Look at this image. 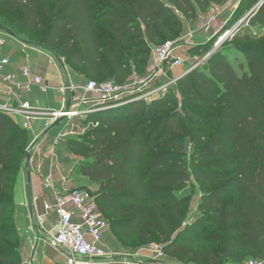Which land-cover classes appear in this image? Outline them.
I'll list each match as a JSON object with an SVG mask.
<instances>
[{
    "label": "trees",
    "instance_id": "16d2710c",
    "mask_svg": "<svg viewBox=\"0 0 264 264\" xmlns=\"http://www.w3.org/2000/svg\"><path fill=\"white\" fill-rule=\"evenodd\" d=\"M108 2L113 8L98 12L94 0H0V11L14 21L0 27L56 50L58 59L80 76L103 82L101 78L122 73V68L116 51H108V44L97 35L98 23L105 21L103 26L119 45L150 52L152 46L174 41L181 17L189 20L196 11L206 12L224 0ZM260 2L243 0L241 17ZM244 25L253 33L239 31L233 41H264V3ZM44 31L42 42H37L36 35ZM232 40L210 57L206 68H195L177 81L184 98L210 112L201 123L204 130L191 137L190 168L176 156L158 154L160 149L152 146L140 122L131 115L117 116L113 112L118 108L92 115L90 120L99 126L78 144L74 138L67 140L73 153L95 155V161L81 165L79 173L102 187L96 195L98 206L121 238L160 240L168 257L182 263L264 261V42L240 48L245 62L235 67L230 61ZM202 47H192L191 53L205 51ZM27 141L28 131L0 111V244L11 240L19 244L0 249V264H18L22 257L13 212ZM177 148L179 154L185 151V145ZM192 178L204 191L202 216L182 229L186 202L174 191Z\"/></svg>",
    "mask_w": 264,
    "mask_h": 264
},
{
    "label": "rangeland",
    "instance_id": "374dc122",
    "mask_svg": "<svg viewBox=\"0 0 264 264\" xmlns=\"http://www.w3.org/2000/svg\"><path fill=\"white\" fill-rule=\"evenodd\" d=\"M94 3L96 5V8L98 9V12H102V9L104 8H113L108 0H94ZM241 4H230L228 0H224L223 4L212 6L206 12H201L199 10L196 11L192 18L189 20L181 17V26L178 31L174 33L175 36L171 40L177 42L182 41L190 33H195L194 42H196V44L194 48H196L197 46H204L202 48H205V51L193 55V53H191L192 49L184 48V67L175 69L174 71H169L167 73V76H162L160 80L153 83L154 85L151 84L153 86L146 93H144L146 94L145 96L136 98L130 103L125 104L124 106L126 107H124L123 109H120V107L118 109L114 108L117 111L113 113H117V116H119L120 114L125 116L131 115L134 117L136 122H140L144 134L150 136V138L152 139V146L158 147L160 149L158 151V154L165 155L168 159H170L172 156H176L183 162H186L189 168L191 164V155L194 148L192 145L191 137L192 135L194 136V134H196L197 132L204 130L205 125H201V123L203 122L204 116H208L210 112L207 109L199 108L198 105L192 104L188 98H184L182 96L181 92L178 89L177 81L174 79L176 76L175 73L179 70L187 73L193 67L202 69L206 68V64L210 57L222 48V45L225 41L232 40L235 35L239 33V31H249L250 33H253L250 27L244 25L245 22L241 23L247 16V14H245L243 17H241V14L243 12L242 9L240 11ZM126 12L129 11L126 10ZM4 14V12L0 11V18L4 16ZM104 22L105 21H102L96 25L97 35L100 36L103 41L106 42V44H108V51H116L115 56H117L120 60L122 73H111V75L105 76L101 79L108 82H121L126 85H133L134 83L142 85L143 81H145L151 74V70L154 64L152 50L155 46H152L150 52H148L144 48L140 49L135 45L121 46L113 40L111 32H109L103 26ZM212 23H215V25L211 28ZM0 24L11 26V24H14V21L11 19V15L6 14L3 19H0ZM205 28H208L209 35L204 34V36L202 37L201 35L203 33V29ZM45 33L46 31L37 34L35 40L41 43L45 36ZM223 36L224 40L219 43L220 38ZM263 42L264 41L260 40L256 43L249 44L242 41L235 42L232 40L229 46L231 48V63L235 67H238L239 63L245 62V56L241 52L240 48L253 45H261ZM233 46L236 47L234 48ZM48 52L49 55L53 58L55 67L58 69V72L63 75L66 85L69 86L73 83H77L78 80L73 81L67 78V68H65L62 62L58 59L59 56L57 51L53 49L51 51L48 50ZM191 56H195V58H191ZM105 58L106 60L108 59L107 54H105ZM90 79L91 78L83 77L82 83H86ZM163 84H165L163 90L152 95H147L152 91L157 90V88H159ZM40 94L41 95L39 96V98L44 108L52 107L51 105H55L56 109L61 110V101L64 98V94L60 91V89H56L55 91L54 89H50L46 93L41 91ZM128 105H132L134 107L132 109H129L130 107H128ZM111 110L113 111V109ZM39 121L40 122H37V126H40L41 124L44 125V122H41V120ZM34 128H37L36 125ZM62 128V125L61 127H55L53 129V136L56 135L57 132H59ZM73 138L74 139L72 140L74 144H78L82 139V137ZM176 143L178 145H185V151L183 153L179 154L177 148L178 145H176ZM63 145L67 147L68 152L66 151V156L63 155L61 162L65 165V176L69 178V181L72 183V187L88 189L92 191L94 195H99L102 191V187L100 186V184L90 182L87 177L79 173V168L81 165L92 163L95 161V155H78L73 153V151L69 148L68 142L64 143ZM59 147H61V145ZM59 147L56 148L58 152L60 151ZM59 178L60 177L58 176L56 179L59 180ZM201 186L202 184L198 180L192 178L189 184L184 186L182 189L174 191L178 199L185 200L186 202V205L182 210L185 215L186 222L182 229L187 226H192L202 216L200 205L202 196L204 195V191L201 189ZM216 186L217 185H214L210 187V189H213ZM107 221L110 228L105 238L106 244L111 251L134 254L146 248L149 244L152 243L165 245L157 239H154L148 243L141 239L125 241L121 238L120 233L112 228L111 223L108 219ZM51 243L49 245L50 247H48L47 249L49 255L54 256L56 252L54 251ZM18 246L19 244L16 240H11L5 241L0 244V249L9 250L15 249ZM168 262L169 264H195L193 262L182 263L181 261L172 259L170 257H168ZM18 264H26L25 258L20 257Z\"/></svg>",
    "mask_w": 264,
    "mask_h": 264
},
{
    "label": "built area",
    "instance_id": "2783aa9c",
    "mask_svg": "<svg viewBox=\"0 0 264 264\" xmlns=\"http://www.w3.org/2000/svg\"><path fill=\"white\" fill-rule=\"evenodd\" d=\"M230 4L240 5L243 0H228ZM195 33H190L182 41H168L152 50L154 59L153 68L149 77L142 85L120 84L116 82L89 80L84 84L65 86L64 92L70 91L71 99H64L61 110L42 111L26 107H15L10 104L0 105V111L19 122L25 130L34 133V125L39 120L44 122V130L49 131L56 124L63 125L62 131L54 139L50 146V171L46 177H42L45 190L49 191L53 199L43 202V211L36 217L34 224L28 227V232L44 233L46 225L53 216L54 233L52 246L62 252L66 258V264H169L166 246L158 243L149 244L146 248L134 253L126 254L111 251L106 244V234L109 231V223L101 212L97 196L88 189H80L69 185L66 172L59 168L56 157V148L73 137H83L90 130L99 126V123L91 121L92 115L119 108L130 103L136 98L145 96L153 83L167 76L169 71L185 66V61L178 56L180 49L195 47ZM224 40L220 38L219 43ZM5 45V40H0V51ZM50 63L55 64L52 57ZM11 61L0 55V84L8 87L10 92L23 91L31 93L38 87L42 92H48L51 87L42 77L37 76L29 67H22L20 72L25 82H17L13 75H4ZM66 68V66H65ZM197 67H193L190 73ZM185 76V75H184ZM182 77L175 79L180 80ZM153 84V85H151ZM165 84L152 91V95L163 90ZM37 139V136L35 137ZM41 174V173H40ZM59 176V180L56 179ZM40 197L35 196L33 201L40 202ZM36 243L42 242L40 237ZM37 250V248L35 249ZM32 261L34 259L32 258ZM244 264H264L261 260H249Z\"/></svg>",
    "mask_w": 264,
    "mask_h": 264
},
{
    "label": "crops",
    "instance_id": "0c3cea01",
    "mask_svg": "<svg viewBox=\"0 0 264 264\" xmlns=\"http://www.w3.org/2000/svg\"><path fill=\"white\" fill-rule=\"evenodd\" d=\"M214 25L215 23H212L211 28ZM208 32V28L203 29L201 36L203 37L204 34L209 35ZM13 34L14 35L0 30V40H5V45L1 49L0 55L4 58H8L11 61V64L6 68L4 75H13L17 82H25L20 69L25 66L29 67L35 75L42 77L46 82H48L51 89H54V91L56 89H60V91L64 94V98L61 101L62 108L63 100L71 99L73 94L70 91L64 92L61 90V88L68 85H66L63 75L58 72L55 64L50 63L49 57L51 56L49 55L48 50L42 46L36 45L29 40L19 37L18 33ZM194 43L196 44V42ZM177 54L181 59H183V49H180ZM191 58H195V56H191ZM62 64L67 68V78L73 81L78 80L77 83H73L74 85L84 84L82 83V76L69 68V66L63 62ZM185 73L186 72H182L181 70L176 71V76L174 79L184 76ZM40 93L41 90L38 87L33 88L31 93L16 90L14 92H10L8 87L0 84V105L10 104L15 107H26L42 111L58 110L55 108V105L44 108L39 98L41 95ZM37 124L38 123L36 122L35 125L37 128H34V133L28 132V141L24 148L25 159L21 165V170L16 180L14 192L15 211L13 212V216L15 218L17 230L22 243L21 254L22 257L25 258L26 264H66V258L62 252L54 249L56 254L51 256L49 255L47 249L50 247L49 245L52 240L49 232L53 230V227L55 226L54 223L56 222V219L53 216L50 218L48 225H46V231L44 233L28 232V227L31 225V223L34 224L37 215L42 213L43 202L53 199L52 194L45 190L43 186L44 179L42 177H46L49 174L51 160L48 158V156L50 155V146L63 129L62 128L59 132H57L56 135L53 136V129L55 127H61L60 124H56L55 127L49 131L44 130L43 124L40 126H37ZM36 136L37 139H35ZM66 142L67 141L63 142V144ZM63 144L61 145L62 148L59 147V152L57 149L55 151L58 164L60 165L59 168L61 167L62 169H64L65 165L61 162V159L63 158V155L66 156L65 154L68 152L67 147H65ZM57 177L58 176L56 175V178ZM69 185L72 186V183L69 182ZM35 196L41 198L39 203H35L33 201ZM52 232L54 233V230ZM37 237L42 239V242L38 244V247H36L37 243L35 241ZM36 248L37 250H35ZM32 258L34 261H32Z\"/></svg>",
    "mask_w": 264,
    "mask_h": 264
},
{
    "label": "water",
    "instance_id": "95a60500",
    "mask_svg": "<svg viewBox=\"0 0 264 264\" xmlns=\"http://www.w3.org/2000/svg\"><path fill=\"white\" fill-rule=\"evenodd\" d=\"M263 3H264V0H261V2L246 16V18L241 23H244L259 7H261V5ZM0 30H3L9 34H12L7 28L0 27ZM100 160H101V158H98V161H100ZM28 161H29V158H28Z\"/></svg>",
    "mask_w": 264,
    "mask_h": 264
}]
</instances>
